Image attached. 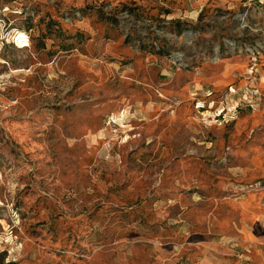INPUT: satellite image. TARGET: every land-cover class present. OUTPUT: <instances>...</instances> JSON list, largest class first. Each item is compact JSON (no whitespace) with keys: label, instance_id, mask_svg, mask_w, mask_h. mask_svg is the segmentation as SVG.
<instances>
[{"label":"rangeland","instance_id":"obj_1","mask_svg":"<svg viewBox=\"0 0 264 264\" xmlns=\"http://www.w3.org/2000/svg\"><path fill=\"white\" fill-rule=\"evenodd\" d=\"M0 264H264V0H0Z\"/></svg>","mask_w":264,"mask_h":264}]
</instances>
